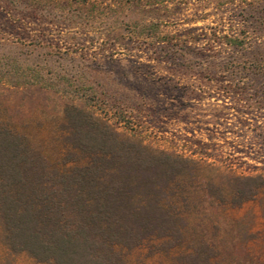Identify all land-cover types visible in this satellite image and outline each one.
I'll list each match as a JSON object with an SVG mask.
<instances>
[{"label": "trees", "instance_id": "obj_1", "mask_svg": "<svg viewBox=\"0 0 264 264\" xmlns=\"http://www.w3.org/2000/svg\"><path fill=\"white\" fill-rule=\"evenodd\" d=\"M0 13L8 27L19 29L11 33L15 49L31 48L25 57L13 50L0 55V82L9 86L102 102L91 82L40 62L34 53L42 50L50 61L73 60L95 37L61 44L37 34L39 29L51 37L99 33L110 49L127 51L140 67L168 70L167 85L189 79L183 85L190 97L211 94L204 86L243 93L232 90L230 80L264 79V0H0ZM115 111L125 114L120 106ZM61 127L86 164L60 171L40 145L0 125V226L9 251L40 264H127L124 251L150 240L161 241L163 252L183 242L186 223L175 197L179 180L192 177L199 162L120 133L85 104L65 105ZM219 178L232 206L264 187L262 175ZM208 188L224 201L218 186ZM217 254L199 240L177 262L211 264Z\"/></svg>", "mask_w": 264, "mask_h": 264}, {"label": "rangeland", "instance_id": "obj_2", "mask_svg": "<svg viewBox=\"0 0 264 264\" xmlns=\"http://www.w3.org/2000/svg\"><path fill=\"white\" fill-rule=\"evenodd\" d=\"M11 21L16 24L14 17ZM27 22L39 29L31 19ZM7 23L0 13V55L10 50L22 57L29 55L31 48L15 49L16 39L11 33L19 29ZM36 32L61 44L95 37L94 45L87 42L73 60L50 61L42 50L34 53L40 62L68 68L91 82L102 92V102L0 82V125L29 137L40 145L53 167L67 171L86 164L87 159L64 139L63 109L71 103L85 104L120 133L136 135L151 148L199 162L192 177L179 180L175 197L186 223L183 242L163 252L159 249L161 241L150 240L133 251H124L127 264H179L177 257L190 252L199 240L217 250L211 264H264V187L252 199L232 206L228 188L219 184L221 173L264 176V79L230 80L232 90L243 93H221L216 86H204L211 94L190 97L185 95L183 85L189 79L176 86L167 85L163 74L168 70L140 67L127 51L110 49L99 33L93 35L91 31L87 37L81 31H71L60 36L53 33L51 37L43 29ZM116 106L122 107L125 114L115 111ZM211 185L222 190L224 201L211 196ZM0 264L40 263L26 253L9 251L0 226Z\"/></svg>", "mask_w": 264, "mask_h": 264}]
</instances>
